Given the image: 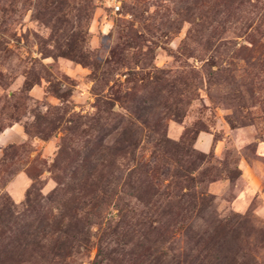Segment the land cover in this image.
<instances>
[{
  "label": "rangeland",
  "instance_id": "obj_1",
  "mask_svg": "<svg viewBox=\"0 0 264 264\" xmlns=\"http://www.w3.org/2000/svg\"><path fill=\"white\" fill-rule=\"evenodd\" d=\"M205 241L264 264V0H0V264Z\"/></svg>",
  "mask_w": 264,
  "mask_h": 264
},
{
  "label": "trees",
  "instance_id": "obj_2",
  "mask_svg": "<svg viewBox=\"0 0 264 264\" xmlns=\"http://www.w3.org/2000/svg\"><path fill=\"white\" fill-rule=\"evenodd\" d=\"M189 205H191L190 203H189ZM162 219L161 218H158V219H153L152 221H153V223H155L156 225L158 224V225H168L169 223L168 222H165V221H161ZM169 220V219H168ZM170 221V220H169ZM171 222V221H170ZM185 230L186 229H184V234L185 235H187L186 234V232H185ZM213 230H215V227H214V225H212L211 226V231L213 232ZM214 233H223V231L221 230L220 232L218 231V229H216L215 231H214ZM207 235H209V232L207 231ZM190 240H189V242H192L191 243V247L189 248L190 250H191V252H193V251H197L198 253H199V251L201 250V249H199L198 247H197V244H202V242H199V241H196V239H195V237H193V241L191 240V235H188L187 236ZM202 240H205L204 238H201ZM194 243V244H193ZM216 244V241L215 242H210V241H205L204 242V247H203V250L205 251V255H204V259H206V261H207V263L209 264V260H211L210 258H211V254L209 253L210 252V250L212 249V247L214 246ZM197 257H199V255L197 254L196 256H191V258H189V261H188V263H190V264H200V263H196V258ZM215 258V257H214Z\"/></svg>",
  "mask_w": 264,
  "mask_h": 264
}]
</instances>
